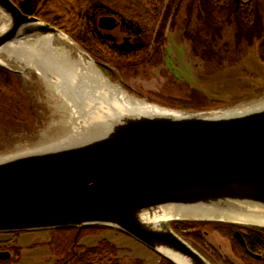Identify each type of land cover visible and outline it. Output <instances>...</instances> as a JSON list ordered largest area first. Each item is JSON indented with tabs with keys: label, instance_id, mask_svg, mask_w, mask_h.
<instances>
[{
	"label": "water",
	"instance_id": "95a60500",
	"mask_svg": "<svg viewBox=\"0 0 264 264\" xmlns=\"http://www.w3.org/2000/svg\"><path fill=\"white\" fill-rule=\"evenodd\" d=\"M98 26L112 31L119 23L104 16ZM130 40L125 37L121 46L131 48ZM39 41L46 57L56 51L83 57L107 77L100 66H109L70 35L25 14L14 0H0V68L22 78L40 75L27 67L30 60L48 69L54 82L76 89L77 81L63 77L58 62L18 50L20 43ZM76 92V102L96 109L92 120L99 132L66 147L50 148L47 141L0 156V233L105 227L131 236L172 264H213L172 223L264 229V106L255 107L260 103L194 110L145 100L162 112L151 117L128 108L110 110L80 87ZM179 209L214 217L173 218ZM236 237L246 246L240 233ZM11 258L10 252H0V262Z\"/></svg>",
	"mask_w": 264,
	"mask_h": 264
},
{
	"label": "trees",
	"instance_id": "16d2710c",
	"mask_svg": "<svg viewBox=\"0 0 264 264\" xmlns=\"http://www.w3.org/2000/svg\"><path fill=\"white\" fill-rule=\"evenodd\" d=\"M184 1L15 0L25 14L38 17L59 28L70 35L95 60L113 65L100 66L110 79L122 75L123 70L136 71L149 62L151 56L148 52L153 28L160 18V5L165 3L161 15L162 31L154 41L157 48L161 47L173 30ZM185 9L187 12L183 17V40L190 45L191 53L195 57L209 65L222 66V52L226 53L227 49L216 51V44L222 39L224 32L231 29L234 32L235 46L241 48L244 44L251 47L257 43L260 58L264 63V0H190ZM101 16L117 17L121 21L122 31L131 34L133 46L123 48L113 37L103 35L97 26V20ZM225 47L228 48L229 45ZM14 80H22V77L0 68V85L14 86ZM184 93L181 97H167L163 101L147 96L150 102L176 109L207 110L224 105H212L203 93L191 87L190 90H184ZM172 228L202 254V244L218 251L203 231L205 228L213 229L229 239L231 252L241 264H264V229L243 227L250 232L246 240L249 250L262 257L256 260L234 239L231 229L240 228L238 226L209 222H174ZM106 229L109 228L93 226L49 231L51 238L47 246L53 259L52 264H130L122 258V249L108 239H102L94 246L82 244L86 237ZM15 257L16 260L20 257L18 249L15 251ZM224 259L222 260L225 264H234L229 258ZM10 262L3 261L0 264ZM136 264L144 263L139 260ZM160 264L172 263L162 258Z\"/></svg>",
	"mask_w": 264,
	"mask_h": 264
},
{
	"label": "rangeland",
	"instance_id": "374dc122",
	"mask_svg": "<svg viewBox=\"0 0 264 264\" xmlns=\"http://www.w3.org/2000/svg\"><path fill=\"white\" fill-rule=\"evenodd\" d=\"M189 1H184L173 30L161 47L157 48L154 41L162 31L161 15L165 3L160 5V24L153 29L149 62L136 71L123 70L122 75L111 81L128 94L146 101L149 100L147 95L159 101L167 97H181L185 94L184 90H190L191 87L203 93L212 105L224 104L219 108H244L264 102V63L259 55L258 44L251 47L243 44L237 48L233 30L227 29L216 44V51L227 49L226 53L222 52V66L204 63L191 53L190 45L183 40V17ZM102 34L113 37L118 45L123 44V39L127 37L120 28ZM227 44L228 48L225 47ZM107 66L113 67L111 64ZM62 108V100L39 74L31 73L22 80H14V86L0 85V156L25 151L61 136L68 124L64 123L68 118ZM203 231L218 250L213 251L199 244L204 256L213 264H225L224 258H229L234 264H241L234 258L226 236L210 228ZM50 238L49 231L0 233V251L11 253L9 264H52L47 246ZM102 239H108L120 247L122 258L130 264H136L139 260L144 264L162 262V257L154 251L114 229L86 237L82 244L94 246ZM17 249L20 251L18 260L15 257Z\"/></svg>",
	"mask_w": 264,
	"mask_h": 264
},
{
	"label": "bare ground",
	"instance_id": "6f19581e",
	"mask_svg": "<svg viewBox=\"0 0 264 264\" xmlns=\"http://www.w3.org/2000/svg\"><path fill=\"white\" fill-rule=\"evenodd\" d=\"M17 47H20V49L18 50L22 52L29 51L31 54H36L37 57H44L45 55V47H42L40 41L31 44H26V42H23L20 43ZM47 56L48 57H46L45 55L44 58L47 62H58L56 67L57 70L63 74V77L67 79H73L75 80V82H78L75 83L76 89L72 88L69 85H67L66 87V83L64 82L57 83L51 80L48 77V69H40V66L36 63L34 64L30 60L28 62L27 67L38 71L40 75H42L46 79L45 81L47 82L52 92L62 100V109L65 113L66 118H68V120L64 121V123L68 122L64 133L61 136L47 142L52 145L50 146V148H54L55 146L58 148L70 146L72 143L79 142L82 139L88 140L90 139L91 135L99 132L98 127L96 126V122L92 120L96 119L98 116L96 109H88L90 108V105L87 102L85 105H83L81 104V102H76L74 98V96H79V94L76 92L78 87H80L83 92L88 93L90 97L106 103L110 110H115L116 108L127 110L126 108H128L136 114L141 113L150 115L151 117L159 116L162 114V112H160V109L148 105L145 100L138 99L128 94L123 88L115 85L110 80H108V78L101 73V71L93 62L87 61L83 57H71L67 53L63 54L60 51H56L55 53ZM68 87H71V89L69 88L71 91L67 90ZM262 106H264V102L258 104L255 107ZM89 112H92V115H90ZM230 112H233V110L228 111L227 113ZM100 121L101 120L97 122L99 123V125H101ZM92 127L95 129V131L92 130ZM207 217L213 218L214 216H208L206 214L199 213L196 209H179L176 210L173 218L183 219Z\"/></svg>",
	"mask_w": 264,
	"mask_h": 264
},
{
	"label": "flooded vegetation",
	"instance_id": "af4514ba",
	"mask_svg": "<svg viewBox=\"0 0 264 264\" xmlns=\"http://www.w3.org/2000/svg\"><path fill=\"white\" fill-rule=\"evenodd\" d=\"M14 2H15V0H14ZM16 3V2H15ZM101 17H104V16H101ZM101 17H99L98 18V20H97V26H98V24H99V19L101 18ZM115 17V16H114ZM116 19H117V21H118V23H119V26L116 28V29H118V28H120L121 30H122V28H121V21L117 18V17H115ZM46 22V21H45ZM158 24H160V22L158 21V23L154 26V28L153 29H155L156 28V26L158 25ZM98 29H99V31L101 32V33H103V32H112V31H114V30H116V29H114V30H112V31H105V30H101L100 28H99V26H98ZM123 33H126L127 34V37H130L131 38V40H130V42L132 43V36H131V34H129L128 32H123ZM123 43H124V39H123ZM122 45V44H121ZM238 227H240V228H232L231 230H232V232H233V236H234V239L236 240V241H238L239 242V244L245 249V251H246V253L249 255V251H251V250H249V248H248V246H247V236H250V232L248 231V230H246L245 228H243V227H241V226H238ZM237 233H240L242 236H243V238H244V240H245V242H246V246H243L242 244H241V242H240V240L236 237V234ZM0 252H3V251H0ZM252 252V251H251ZM253 253V252H252ZM250 256V255H249ZM251 257V256H250ZM253 258V257H252ZM254 259V258H253ZM11 260V259H10ZM256 260H258V259H256ZM9 261V260H8Z\"/></svg>",
	"mask_w": 264,
	"mask_h": 264
}]
</instances>
